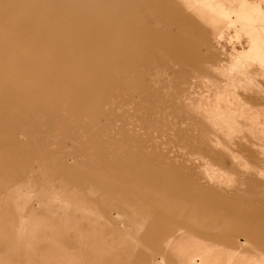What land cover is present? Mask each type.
Masks as SVG:
<instances>
[{
  "label": "rangeland",
  "instance_id": "374dc122",
  "mask_svg": "<svg viewBox=\"0 0 264 264\" xmlns=\"http://www.w3.org/2000/svg\"><path fill=\"white\" fill-rule=\"evenodd\" d=\"M0 264H264V0H0Z\"/></svg>",
  "mask_w": 264,
  "mask_h": 264
}]
</instances>
